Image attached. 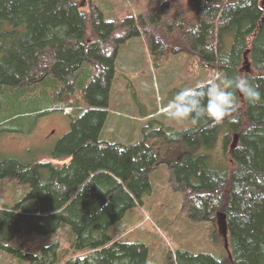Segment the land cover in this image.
<instances>
[{
	"label": "trees",
	"instance_id": "trees-1",
	"mask_svg": "<svg viewBox=\"0 0 264 264\" xmlns=\"http://www.w3.org/2000/svg\"><path fill=\"white\" fill-rule=\"evenodd\" d=\"M140 36L153 63L183 53L219 78L241 76L240 67L250 63L254 73L242 76L260 101L249 103L237 92L236 110L220 123L187 119L193 124L187 129L105 142L118 52ZM46 85L56 91L54 110H70V130L53 158L69 161L0 160V181L23 189L0 208V251L28 264H60L68 250L82 255L65 264H148L144 244L113 242L109 230L150 193L149 176L165 161L191 221L215 223L223 214L229 264H264V0H163L136 18L110 20L93 0H0V87L20 94L10 100L16 106L21 94ZM10 116L0 114V127ZM221 131L223 162L215 167L203 150L214 148ZM162 143L189 148L180 160H164ZM61 225L74 235L68 249L9 246L18 237L50 236ZM173 264L223 263L212 254L178 252Z\"/></svg>",
	"mask_w": 264,
	"mask_h": 264
},
{
	"label": "rangeland",
	"instance_id": "rangeland-1",
	"mask_svg": "<svg viewBox=\"0 0 264 264\" xmlns=\"http://www.w3.org/2000/svg\"><path fill=\"white\" fill-rule=\"evenodd\" d=\"M105 20L120 19L131 15L134 18L148 7H156L163 0H93ZM87 2L80 9L87 10ZM249 62V60H248ZM241 76L253 74L250 63L242 65ZM223 77H225L223 75ZM222 77V78H223ZM218 73L202 65L197 57L186 54L164 55L155 63L148 52L142 36L132 38L118 52L114 79L109 94L108 118L102 130V140L113 143L135 142L146 132L183 130L193 124L188 120L170 119L165 106L176 93L192 87L197 81H215ZM40 87L32 93L21 94V103L12 105L20 94L14 90L5 92L0 87V114L11 120L0 127V160L14 159L19 165L51 162L61 166L69 160L53 159L60 156L58 143L70 130V110H54L56 103L54 88ZM19 98V97H18ZM18 101V99H17ZM40 113L36 112L45 109ZM152 111L153 116L147 117ZM221 131L214 148H205L215 167L222 158ZM189 148V147H188ZM183 144L160 146L159 157L164 160H180L188 150ZM151 191L143 196L125 216L113 225L109 235L113 242L142 243L148 248V264H173L178 252L190 254H212L223 264H229L227 241L222 232L220 219L214 222H193L182 210V196L169 183V170L162 161L149 176ZM23 189L9 180L0 181V208L9 206L20 197ZM23 238V239H22ZM74 235L67 225H61L50 236H23L9 246L22 243L25 251L38 253L42 247L57 244L61 250L68 249ZM81 256L68 253L67 257ZM0 264H28L15 256L0 251Z\"/></svg>",
	"mask_w": 264,
	"mask_h": 264
},
{
	"label": "clouds",
	"instance_id": "clouds-1",
	"mask_svg": "<svg viewBox=\"0 0 264 264\" xmlns=\"http://www.w3.org/2000/svg\"><path fill=\"white\" fill-rule=\"evenodd\" d=\"M237 92L249 103L261 99V93L246 77L225 76L215 81H197L194 86L181 89L165 106L166 114L178 121L208 119L217 124L236 110Z\"/></svg>",
	"mask_w": 264,
	"mask_h": 264
},
{
	"label": "water",
	"instance_id": "water-1",
	"mask_svg": "<svg viewBox=\"0 0 264 264\" xmlns=\"http://www.w3.org/2000/svg\"><path fill=\"white\" fill-rule=\"evenodd\" d=\"M218 218L220 219L219 224L221 225L222 232H223V234H224V237L226 238L225 228H224V226H223V219H224L223 214H221V213L218 214ZM228 257L230 258V255H229V254H228Z\"/></svg>",
	"mask_w": 264,
	"mask_h": 264
},
{
	"label": "crops",
	"instance_id": "crops-1",
	"mask_svg": "<svg viewBox=\"0 0 264 264\" xmlns=\"http://www.w3.org/2000/svg\"><path fill=\"white\" fill-rule=\"evenodd\" d=\"M152 112L154 113V111H152ZM148 116L151 117V116H153V115H152V113H150L149 115H147V117H148ZM68 160H69V159H68Z\"/></svg>",
	"mask_w": 264,
	"mask_h": 264
},
{
	"label": "bare ground",
	"instance_id": "bare-ground-1",
	"mask_svg": "<svg viewBox=\"0 0 264 264\" xmlns=\"http://www.w3.org/2000/svg\"><path fill=\"white\" fill-rule=\"evenodd\" d=\"M62 98V97H61ZM64 104V103H63Z\"/></svg>",
	"mask_w": 264,
	"mask_h": 264
}]
</instances>
